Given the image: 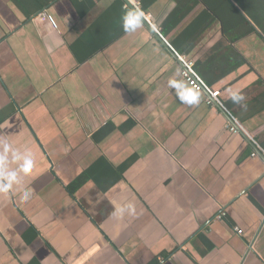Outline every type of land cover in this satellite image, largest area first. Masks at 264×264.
Masks as SVG:
<instances>
[{
    "label": "crops",
    "instance_id": "1",
    "mask_svg": "<svg viewBox=\"0 0 264 264\" xmlns=\"http://www.w3.org/2000/svg\"><path fill=\"white\" fill-rule=\"evenodd\" d=\"M213 54L238 125L181 74ZM4 143L0 264H264V31L239 0H0Z\"/></svg>",
    "mask_w": 264,
    "mask_h": 264
},
{
    "label": "trees",
    "instance_id": "2",
    "mask_svg": "<svg viewBox=\"0 0 264 264\" xmlns=\"http://www.w3.org/2000/svg\"><path fill=\"white\" fill-rule=\"evenodd\" d=\"M244 11L252 16L255 20L258 21L259 26L264 31V13L257 7V2L254 0H239ZM42 9V8H41ZM264 10V9H263ZM238 11V10H236ZM258 18V19H257ZM217 54L211 55L208 60H199L194 63L195 69L198 74L203 78V80L209 85L212 86L214 82L223 78L228 73L235 70L237 67L231 65H221L222 62H219V58L216 61L214 56ZM221 71V74H213V71ZM236 114V113H235ZM237 115V114H236Z\"/></svg>",
    "mask_w": 264,
    "mask_h": 264
},
{
    "label": "clouds",
    "instance_id": "3",
    "mask_svg": "<svg viewBox=\"0 0 264 264\" xmlns=\"http://www.w3.org/2000/svg\"><path fill=\"white\" fill-rule=\"evenodd\" d=\"M232 99L234 102H241L243 101L244 97L238 93H233ZM4 153L0 154V164H4L7 161L6 153L8 152L9 145L7 143H4L3 145ZM21 157L20 155L16 156V159L19 160ZM33 167V160L31 157H24V164L22 165V171L25 174H28L31 171V168ZM0 175H2L4 183H0V192L7 193L10 189H12L13 184L19 183V179L16 172H9L6 170V168L0 172ZM31 193L30 191H24L22 199L25 201L29 199ZM127 210L129 212L134 211V205L131 203H128L126 205L121 206L119 209L120 213L123 214L124 211Z\"/></svg>",
    "mask_w": 264,
    "mask_h": 264
},
{
    "label": "built area",
    "instance_id": "4",
    "mask_svg": "<svg viewBox=\"0 0 264 264\" xmlns=\"http://www.w3.org/2000/svg\"><path fill=\"white\" fill-rule=\"evenodd\" d=\"M50 20L52 23H54L53 19L51 16H49ZM55 24V23H54ZM183 60V68L181 71V74L185 81L194 89L199 90V91H205L206 93L208 92L209 98L207 99L208 103H213V101H216L218 104L223 106V103L220 101L219 96H220V91L219 90H213L204 80L203 78L198 74L197 70L195 69L194 66V61L192 60H187L182 58ZM235 119V118H234ZM230 129L233 132H237V128L234 125H230ZM235 230L240 233L241 229L240 228H235Z\"/></svg>",
    "mask_w": 264,
    "mask_h": 264
},
{
    "label": "water",
    "instance_id": "5",
    "mask_svg": "<svg viewBox=\"0 0 264 264\" xmlns=\"http://www.w3.org/2000/svg\"><path fill=\"white\" fill-rule=\"evenodd\" d=\"M136 10V9H135ZM137 11V10H136ZM137 14H139L140 15V13L137 11ZM141 16V15H140ZM173 52V51H172ZM174 53V52H173ZM208 93V92H207ZM209 94V93H208ZM210 95V94H209ZM217 103V102H216ZM217 105H218V107H220V109H222V111H223V113L230 119V121L232 122V123H234V124H236V125H238L237 123H236V121H235V119H234V117L222 106V105H220V104H218L217 103ZM260 154L261 155H263V157H264V154L262 153V152H260Z\"/></svg>",
    "mask_w": 264,
    "mask_h": 264
},
{
    "label": "rangeland",
    "instance_id": "6",
    "mask_svg": "<svg viewBox=\"0 0 264 264\" xmlns=\"http://www.w3.org/2000/svg\"><path fill=\"white\" fill-rule=\"evenodd\" d=\"M254 1L257 2L258 9H260L261 11H263L262 13H264V10H263L264 9V0H254Z\"/></svg>",
    "mask_w": 264,
    "mask_h": 264
}]
</instances>
